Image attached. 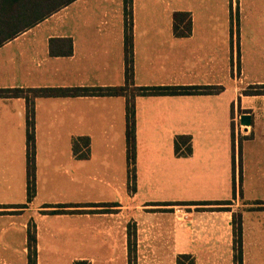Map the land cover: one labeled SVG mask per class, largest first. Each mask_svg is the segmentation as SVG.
Here are the masks:
<instances>
[{
  "label": "crops",
  "instance_id": "crops-1",
  "mask_svg": "<svg viewBox=\"0 0 264 264\" xmlns=\"http://www.w3.org/2000/svg\"><path fill=\"white\" fill-rule=\"evenodd\" d=\"M68 7L74 10L67 31L34 30ZM64 9L2 46L23 40L17 54L20 63L13 68L21 74V82H9L10 72L0 70V88L125 84V0H76ZM175 12L191 14L189 37L174 34ZM132 21L136 86L210 88L208 93L136 98L139 192L134 198L141 195L140 184L145 182L156 186L160 199L167 203L231 201L228 224H232V246L237 215L242 223L244 264H264V94L245 92L264 85V0H132ZM70 42L72 54L59 55L62 46ZM244 115L250 116L248 124ZM35 134L37 189L32 202L27 203L26 100L0 98V206L9 207L0 208V221H6L0 222V264H29L31 221L37 264H60L63 260L66 264H128V234L119 250L114 226L98 228L89 212L119 208L128 195L126 97L36 98ZM82 136L91 139L88 159H78L73 152L74 138ZM178 136H190V154H176ZM96 149L110 156L105 160L104 155L94 165ZM197 174L199 181L208 175L224 178L225 195L206 200L161 196L158 184L186 182ZM61 175L68 177L70 189L97 179L107 190L93 200L74 201L71 193L70 198L57 199L54 194ZM44 182L48 184L46 195L41 188ZM61 204L110 206L68 207L65 210L83 211L50 213ZM24 205L27 207H20ZM17 218L23 221H14ZM94 246L106 256L97 259Z\"/></svg>",
  "mask_w": 264,
  "mask_h": 264
},
{
  "label": "rangeland",
  "instance_id": "rangeland-1",
  "mask_svg": "<svg viewBox=\"0 0 264 264\" xmlns=\"http://www.w3.org/2000/svg\"><path fill=\"white\" fill-rule=\"evenodd\" d=\"M73 10L74 7L64 9L49 21L35 27L34 30L53 33L67 31ZM234 16L237 17L235 14ZM22 41L0 49V70L5 69L10 72L8 74L9 82L19 83L22 79L18 71L13 72V68H16L20 63L17 54ZM13 57L16 58L15 62L12 61ZM97 150L93 160L94 165L104 159V155L105 160L110 156V153L103 154ZM176 154L182 155V151ZM125 163V171H127V162ZM129 166L130 177L128 187H126L128 195H126L124 202L118 205L119 208H101L89 211L94 214V221L99 226L98 228L106 227L107 224L114 226L116 238L119 240V250L122 248L121 243L127 239L129 225H131L132 229L136 231L137 264H176L177 256L187 252L195 258V264H232V254L234 253L232 224H228L230 204L186 205L185 202L179 201L163 202L157 193L156 186L145 182L140 184L141 195L134 198V195L139 192L136 160H132ZM61 176L60 182L56 184L58 191L54 194V198L57 199L58 197L60 199L70 198L68 195L71 193L72 198L76 199L74 201L80 199L93 200L103 197L105 190H107L106 184L97 179L93 180L91 184H85L82 188L73 189L72 186L70 189V187L67 188L66 183L68 177L66 175ZM202 177L203 175L200 178ZM225 186L224 178L221 176L208 175L204 181H199L198 174L190 176L186 182L158 184L161 196L166 199L175 195H187L197 197L198 200L219 199L225 195ZM41 188L45 189L43 194L46 195L47 192L45 191H48V184L41 183ZM54 189L55 187L53 191ZM150 199L154 202H149ZM14 221L20 223L23 218H17ZM59 222L65 223L67 221ZM29 225L35 226L33 221ZM233 235L235 243L234 227ZM204 237L205 241L202 240ZM93 255L100 259L104 258L106 253L97 251L94 246ZM251 256L248 250V259ZM60 264L66 263L63 260ZM96 264L105 263L98 262ZM117 264L121 263L118 262ZM248 264L254 263L249 262Z\"/></svg>",
  "mask_w": 264,
  "mask_h": 264
},
{
  "label": "trees",
  "instance_id": "trees-1",
  "mask_svg": "<svg viewBox=\"0 0 264 264\" xmlns=\"http://www.w3.org/2000/svg\"><path fill=\"white\" fill-rule=\"evenodd\" d=\"M76 0H0V48L14 40L24 32L34 28L50 16L61 11ZM125 62L126 82L121 86L107 87H59V88H0V98H25L27 104V203L36 196V134H35V100L40 97H79V96H124L126 97V141L128 170L130 177V162L135 160L136 153V98L138 96L180 95L208 93L205 86H136L134 82V25L132 21V0H125ZM192 16L188 12H175L173 31L177 37H189L192 34ZM54 42V41H53ZM51 44L52 54L54 51ZM73 52L72 42L63 45L59 55L68 56ZM55 55V54H53ZM249 95L264 94L263 86H252L245 91ZM190 136H178L175 142L176 152L182 155L191 153ZM73 152L78 159H88L91 156V139L88 136L74 138ZM242 169L240 158V171ZM132 177V176H131ZM192 204V203H186ZM204 205H229L231 201L199 202ZM116 205V204H115ZM110 204H61L51 214L81 213L83 210H65L68 207H99ZM26 208L27 205L20 206ZM0 208H9L0 206ZM128 229V264H137L136 231L129 225ZM233 227L235 233L234 264H244L242 245V223L234 215ZM37 242L35 226H29L28 251L29 264H37ZM177 264H195L191 254H181ZM74 264H91L88 261H76Z\"/></svg>",
  "mask_w": 264,
  "mask_h": 264
},
{
  "label": "water",
  "instance_id": "water-1",
  "mask_svg": "<svg viewBox=\"0 0 264 264\" xmlns=\"http://www.w3.org/2000/svg\"><path fill=\"white\" fill-rule=\"evenodd\" d=\"M243 120H245L244 122L248 124L250 122V116L249 115H244Z\"/></svg>",
  "mask_w": 264,
  "mask_h": 264
}]
</instances>
